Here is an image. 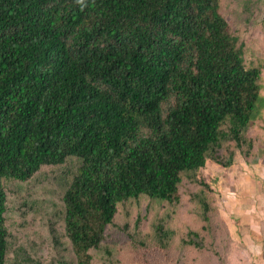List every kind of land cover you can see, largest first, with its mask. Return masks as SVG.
Masks as SVG:
<instances>
[{
	"label": "trees",
	"instance_id": "16d2710c",
	"mask_svg": "<svg viewBox=\"0 0 264 264\" xmlns=\"http://www.w3.org/2000/svg\"><path fill=\"white\" fill-rule=\"evenodd\" d=\"M250 40L264 46V0H0V264L13 249L16 264H42L31 257L41 234L19 231L10 249L14 196L16 229L35 219L71 257L58 264L111 256L103 242L118 205L142 195L196 202L206 222L213 212L209 225L234 252L211 186L182 184L209 161L230 165L226 148L246 161L254 143L264 151V51L247 62ZM59 176L64 186L48 182ZM193 226L181 234L186 254L203 246ZM159 227L162 241L176 232Z\"/></svg>",
	"mask_w": 264,
	"mask_h": 264
},
{
	"label": "rangeland",
	"instance_id": "374dc122",
	"mask_svg": "<svg viewBox=\"0 0 264 264\" xmlns=\"http://www.w3.org/2000/svg\"><path fill=\"white\" fill-rule=\"evenodd\" d=\"M222 1L225 4L231 2V0ZM235 1L238 4L242 0ZM259 1L257 0V2ZM254 16L259 17L260 15L257 13ZM240 19L241 21H238V24H243L244 20ZM247 43L246 61L256 60L259 54L264 51V46L251 40ZM259 50H261L260 53ZM257 145L256 142L248 149L245 147L249 151L246 155L247 159L249 158L248 161L241 152L232 149L234 152L232 159L228 158L230 148H226L227 145H224L221 147L220 152H224L225 148L228 149L226 155L223 154V160L229 161L230 165L224 168L215 161H209L205 167L191 172V178L185 176L187 179L184 177V183L182 184L183 191L200 187L196 185L197 181L208 183L211 186L215 192L216 203L219 206L217 212L221 216L217 220H222V228L228 229V231L225 230L228 240L235 241L238 245L234 252L229 253L226 250L228 247L226 242L223 244L226 240L224 231H222L219 238L214 234L215 226L212 225L213 228L209 225L211 220H215L213 212L209 211L210 215L213 216H210L211 220L209 219V222H206L203 220V209L198 207L199 205L196 202H188L187 207L182 206V202L176 206L161 199L142 195L138 200L133 199L125 204L120 203L118 205L119 209L114 218V225L108 227V235L105 242H103L104 248H111V256H106L105 249H103L102 255L105 257L100 255L102 259H96L95 264H264V256L259 253L262 247L261 228H263V225L261 224L264 222V151L260 152L261 149L257 148ZM257 154L258 158H256ZM50 178L48 182L54 181L57 184L65 181L62 186L68 180V177L65 176ZM191 180L195 181L193 186ZM40 189L36 188L34 190L35 203L33 201V205L35 208L37 206L40 208L41 202L44 203V199H42L44 196ZM20 198L21 196H14L10 202V206L17 212L11 219V227L14 228V231H17L14 233L13 245L10 249L20 243L22 238L21 234L18 233L19 231L27 232L30 236L34 233L41 234V237L34 242V253H31V257L34 260H40L42 264H58L63 256V260L69 262L71 257L68 254L59 253L63 252L62 250L54 251L47 244L48 239L42 232L43 226L34 222L35 219L32 221L25 216L26 229L25 227L16 229L21 225V220L24 219L18 215L20 210H16L21 202ZM56 198L58 196L55 192H52L49 198H45V202L50 201V208L57 209L54 204ZM137 218H140L138 228ZM45 219L49 221L52 218L45 217ZM190 219L193 221H190ZM54 220L57 233L59 235L63 234V220L57 217H54ZM165 222L168 227L176 229V232L173 233L172 231L170 237L166 236L162 241L157 233L160 224H165ZM211 222L216 223V221ZM189 224L194 225L193 227L199 230L200 235L197 240L199 244L203 245L201 247H204V249L200 250L201 247L199 249L195 248V250L186 254L188 250L186 251L182 244L181 234L186 233ZM202 227L210 230L208 232L202 231ZM181 228L184 229V233L179 232ZM168 229H164V231L170 232ZM140 242H146L147 245L140 246ZM233 253L235 256H240L241 253L242 259L230 258L229 255ZM14 254V249L9 251L7 264H16Z\"/></svg>",
	"mask_w": 264,
	"mask_h": 264
},
{
	"label": "crops",
	"instance_id": "0c3cea01",
	"mask_svg": "<svg viewBox=\"0 0 264 264\" xmlns=\"http://www.w3.org/2000/svg\"><path fill=\"white\" fill-rule=\"evenodd\" d=\"M235 236H236V235H235ZM259 253H260V254H262V253H263V252H262V247H261V250L259 251Z\"/></svg>",
	"mask_w": 264,
	"mask_h": 264
},
{
	"label": "bare ground",
	"instance_id": "6f19581e",
	"mask_svg": "<svg viewBox=\"0 0 264 264\" xmlns=\"http://www.w3.org/2000/svg\"><path fill=\"white\" fill-rule=\"evenodd\" d=\"M171 181V180H170Z\"/></svg>",
	"mask_w": 264,
	"mask_h": 264
}]
</instances>
